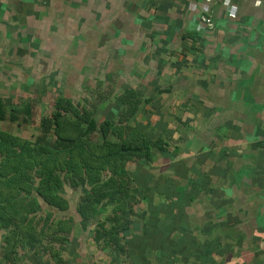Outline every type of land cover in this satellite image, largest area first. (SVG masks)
Masks as SVG:
<instances>
[{"label":"crops","instance_id":"obj_1","mask_svg":"<svg viewBox=\"0 0 264 264\" xmlns=\"http://www.w3.org/2000/svg\"><path fill=\"white\" fill-rule=\"evenodd\" d=\"M13 16L20 30L31 17L57 33L132 34L121 50L157 66L148 108L169 159L155 152L154 178L175 179L174 207L185 196L188 239H172L195 240L186 264H264L261 0H0V18Z\"/></svg>","mask_w":264,"mask_h":264},{"label":"trees","instance_id":"obj_2","mask_svg":"<svg viewBox=\"0 0 264 264\" xmlns=\"http://www.w3.org/2000/svg\"><path fill=\"white\" fill-rule=\"evenodd\" d=\"M117 100L122 106L118 118L99 121L101 103L89 107L57 96L49 114L37 121L35 102L7 106L0 98V122L14 123L20 116L37 129L33 139L0 131V257L5 264H18L19 249L32 243L34 256L39 248L49 252L47 243L64 245L71 218L53 225L52 214L44 213L41 204L67 210V199L60 195L64 185L83 190L76 205L79 225L85 229L95 221L90 236L101 251L115 253L127 264H150L153 251L159 264L187 263L196 242L184 245V209L178 205L184 206L185 196L174 207L175 179L154 178L145 168L153 152L168 161V144L133 120L139 104H152L153 97L142 100L128 87ZM141 204L146 210L138 214ZM100 214L104 219L98 220ZM177 230L184 239H172ZM176 244L181 245L178 251Z\"/></svg>","mask_w":264,"mask_h":264},{"label":"rangeland","instance_id":"obj_3","mask_svg":"<svg viewBox=\"0 0 264 264\" xmlns=\"http://www.w3.org/2000/svg\"><path fill=\"white\" fill-rule=\"evenodd\" d=\"M11 18L14 24H9V18H0V98L7 106L35 102L38 121L49 114L54 99L62 96L85 102L89 107L91 104L97 106L101 103L96 108L98 120H115L122 108L117 96L126 88L132 87L141 95L142 100L154 92L156 87H153V82L146 75L152 77L157 66L136 58L138 55L135 50L132 54L129 51L126 54V48L121 50V35L103 32L57 33L56 26H52L49 31L42 30L31 17H27L26 22L33 29L20 30L22 25L20 26L18 18ZM130 35L132 34L124 35V43L129 41ZM148 107H151L150 104L140 103L133 120L139 126L145 125L146 129L149 127L154 139L157 134L156 129L151 128V123L158 117H154L153 111ZM0 131L23 139H33L37 134V129L22 123L20 116L14 123L8 120L0 122ZM155 154L153 152L149 166H145L146 172L153 177L160 166L154 160ZM128 168L133 169L134 166L130 165ZM82 192L81 187L72 189L68 185L62 186L60 195L68 202L65 211L56 210L41 202L45 207L44 213L52 214L53 225L58 220L71 218L72 230L63 246L47 243L49 252L39 248L34 256V243L19 249L22 257L18 259V264H127L120 256L110 251H101L93 243L90 231L95 221L88 223L85 229L79 225L76 205ZM143 209L141 204L136 207V212L141 214L146 210ZM104 217V214H100L98 220ZM177 246L181 245H174L175 251L179 250ZM1 248L0 234V254ZM51 248L56 251L55 255L50 251ZM155 253L152 252L150 264H159L153 259ZM0 264H5L1 257Z\"/></svg>","mask_w":264,"mask_h":264},{"label":"built area","instance_id":"obj_4","mask_svg":"<svg viewBox=\"0 0 264 264\" xmlns=\"http://www.w3.org/2000/svg\"><path fill=\"white\" fill-rule=\"evenodd\" d=\"M264 3V0H261ZM201 21L209 28L212 27V22L209 18L202 16ZM264 145V142L262 143Z\"/></svg>","mask_w":264,"mask_h":264}]
</instances>
